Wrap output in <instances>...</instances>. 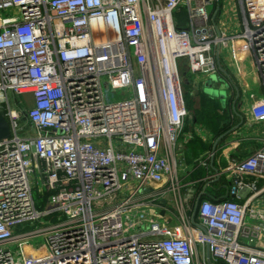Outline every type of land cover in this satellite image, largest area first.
I'll use <instances>...</instances> for the list:
<instances>
[{
  "label": "built area",
  "instance_id": "built-area-1",
  "mask_svg": "<svg viewBox=\"0 0 264 264\" xmlns=\"http://www.w3.org/2000/svg\"><path fill=\"white\" fill-rule=\"evenodd\" d=\"M214 1L0 0V109L12 130L0 141V264H264L254 200L264 187L244 179L264 176V144L227 168L255 190L245 203L202 192L193 215L185 199V83L218 74L215 48L228 41ZM247 12L230 39L248 40L264 85V2L247 0ZM251 113L264 121V97Z\"/></svg>",
  "mask_w": 264,
  "mask_h": 264
},
{
  "label": "crops",
  "instance_id": "crops-1",
  "mask_svg": "<svg viewBox=\"0 0 264 264\" xmlns=\"http://www.w3.org/2000/svg\"><path fill=\"white\" fill-rule=\"evenodd\" d=\"M246 1L215 0L210 7L212 23L220 33L228 37L224 45L215 48L219 66L218 80L224 84V87L219 88H227L228 92L223 94L227 103L224 105L220 97L207 93L212 98L209 100L214 101L215 107L212 110L204 106V98L198 108H192L190 101L187 103L188 109L194 112V118L192 121L190 118L186 120L178 157L184 181L193 183L185 194L188 204L196 202L198 194L202 192L216 200H232L241 204L255 194L252 189L240 190L234 181L235 175L227 169L231 160L243 159L264 144V121L256 122L251 113L253 103L264 97L263 81L248 40L244 37L230 39L245 30V16L249 18L248 12L246 15L244 13ZM255 1L259 6L264 2ZM186 20V15L184 19L181 16L178 19L182 25ZM198 82H192L194 88L200 87ZM228 124L231 128L226 131L227 134L223 133L225 136L216 145L218 138L223 135L218 134ZM205 155L207 165L199 166L197 161ZM244 179L248 183L255 181L257 189L262 191L264 176L256 178V175L245 174ZM254 200L257 207L264 210V191Z\"/></svg>",
  "mask_w": 264,
  "mask_h": 264
},
{
  "label": "rangeland",
  "instance_id": "rangeland-1",
  "mask_svg": "<svg viewBox=\"0 0 264 264\" xmlns=\"http://www.w3.org/2000/svg\"><path fill=\"white\" fill-rule=\"evenodd\" d=\"M184 13H182L181 18L184 19L185 17V11H183ZM1 13V12H0ZM13 12L12 11H8L7 14H12ZM190 80H191V83L189 85H187V87H185V98L187 100V103L188 101L192 102V108L193 107H199V105L201 104V99L204 98V106H207L209 107L211 110L213 109V102L214 101H211L209 100L210 97H208L207 94L211 95V96H216V97H220L223 101V104L225 105L227 103V101H225V98L223 96V94L227 93L228 90L227 88H221L219 89L217 92L216 91H213V90H209L208 89V85L209 84H212V80H213V77L217 78V79H220L219 77V74H215L213 77L211 76H205V75H202V74H196V75H192V74H189L188 75ZM197 80L199 81L198 83H200V87H195V81L197 82ZM192 82H194L195 84H192ZM218 88L220 87L219 85L217 86ZM204 91V92H203ZM10 95V98L12 99L13 103L15 102V100H17V97L12 94L11 92L9 93ZM204 96V97H202ZM27 99H28V107L29 105H31V100H30V96L28 95L27 96ZM115 99H121L119 97L115 98ZM212 99V98H210ZM192 113H194L192 110H190ZM20 123L21 125L23 126V128L25 130H28L30 133H32V129L31 127L29 126L28 124V121L26 119V117L24 115H21V118H20ZM41 186V181H40V184L37 185L36 183H34V186H33V194H34V198L36 201H39V197L42 198V196L39 195V192H38V189L39 187ZM37 208L39 210H43L46 208L45 206V202H43V204H38ZM169 215L173 216V214L169 213ZM51 219V222L54 223V222H57L59 220V218L57 216H53V217H47L45 218L43 221H39V222H34V223H28L25 225V228L23 229V231H30V230H34V229H37L38 227L40 226H44V225H47V220ZM29 243L32 245V247H38L40 245H43L45 243V239L43 237H34L32 239L29 240ZM11 250L15 251L17 248H16V245H12L10 246Z\"/></svg>",
  "mask_w": 264,
  "mask_h": 264
},
{
  "label": "water",
  "instance_id": "water-1",
  "mask_svg": "<svg viewBox=\"0 0 264 264\" xmlns=\"http://www.w3.org/2000/svg\"><path fill=\"white\" fill-rule=\"evenodd\" d=\"M223 81H220L218 80L217 78L213 77V80H212V84H209L208 85V89L209 90H213V91H218L220 88H218L216 86V84H220V87H221V83ZM188 83V81H187ZM224 87V84L222 85ZM12 134V130H11V124L10 122L7 120L5 114H4V111L2 109H0V141L3 140V139H7L11 136ZM227 134V132L225 133ZM225 134L221 135L218 140L216 141V145L218 144L219 140L222 139ZM216 145L214 146V149H216ZM199 201H200V197L197 198L196 202H195V205H194V212H193V215L196 214V211H197V208H198V205H199ZM162 203H166V200L165 199H162L161 200ZM171 211H173V208H171ZM164 214V212H163ZM211 264H214L213 262L210 261Z\"/></svg>",
  "mask_w": 264,
  "mask_h": 264
},
{
  "label": "trees",
  "instance_id": "trees-1",
  "mask_svg": "<svg viewBox=\"0 0 264 264\" xmlns=\"http://www.w3.org/2000/svg\"><path fill=\"white\" fill-rule=\"evenodd\" d=\"M185 87H187V81H186V83H185ZM222 118V117H221ZM220 122H221V120H220ZM219 125V124H218ZM231 128V125H226V126H224L223 127V129H222V131H220V133L218 134V135H221V134H223L224 132H226V131H228L229 129ZM205 195H206V193H205ZM207 196V195H206ZM207 197H209L210 199H212V200H214V201H222V200H216V199H214V198H211L210 196H207Z\"/></svg>",
  "mask_w": 264,
  "mask_h": 264
},
{
  "label": "flooded vegetation",
  "instance_id": "flooded-vegetation-1",
  "mask_svg": "<svg viewBox=\"0 0 264 264\" xmlns=\"http://www.w3.org/2000/svg\"><path fill=\"white\" fill-rule=\"evenodd\" d=\"M221 87H222V85H221Z\"/></svg>",
  "mask_w": 264,
  "mask_h": 264
}]
</instances>
